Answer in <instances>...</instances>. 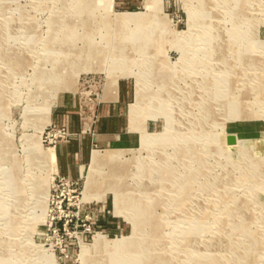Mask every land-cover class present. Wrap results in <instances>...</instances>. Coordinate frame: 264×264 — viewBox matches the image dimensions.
Returning a JSON list of instances; mask_svg holds the SVG:
<instances>
[{"label": "rangeland", "instance_id": "rangeland-1", "mask_svg": "<svg viewBox=\"0 0 264 264\" xmlns=\"http://www.w3.org/2000/svg\"><path fill=\"white\" fill-rule=\"evenodd\" d=\"M115 102L128 141L61 176ZM0 264H264V0H0Z\"/></svg>", "mask_w": 264, "mask_h": 264}, {"label": "crops", "instance_id": "crops-1", "mask_svg": "<svg viewBox=\"0 0 264 264\" xmlns=\"http://www.w3.org/2000/svg\"><path fill=\"white\" fill-rule=\"evenodd\" d=\"M124 106L122 103L104 104L98 112V122L94 127V133L87 135V139H74L73 137L68 142H64L62 146V161L59 173L61 176L79 178L78 168L86 162L85 158L88 153V148L92 147L93 143L105 146L106 148H118L128 141V136L124 132L126 123L124 117ZM51 121L56 126L65 125L70 132L74 133L78 130L77 121L69 115L68 112L54 114ZM74 137H78L75 136ZM89 138V139H88ZM59 152V151H58Z\"/></svg>", "mask_w": 264, "mask_h": 264}, {"label": "bare ground", "instance_id": "bare-ground-1", "mask_svg": "<svg viewBox=\"0 0 264 264\" xmlns=\"http://www.w3.org/2000/svg\"><path fill=\"white\" fill-rule=\"evenodd\" d=\"M108 2H109V0H107ZM134 17L133 16H116V18H114V20H115V22H117V23H133L134 22ZM176 79V78H175ZM250 86V85H249ZM133 113V112H132ZM130 120H131V125L132 124H134V120H133V118H132V116L130 117ZM132 127V126H131ZM132 129H134V127H132ZM168 132V131H167ZM145 138H147V137H145ZM147 139H149V138H147ZM155 140H157V138L155 139ZM155 140H153V141H151V140H146L145 142H146V147H152V146H154L155 145V143H157ZM36 148V147H35ZM34 151H35V153H36V151H38V150H35L34 149V146H33V148H32ZM34 153V152H33ZM39 154H40V152H39ZM46 154V153H45ZM120 154H121V152L119 151V152H111V153H109L108 155H98V154H96V155H98L97 157L95 156V155H92V160H94V162H95V164L93 165V167L90 169V166H89V168H86L85 170H84V174L87 176V181H86V183H85V185H84V190H85V192H86V194H88L87 193V191L88 190H90L91 189V187H90V180H91V178H92V173L94 172V171H96V170H98L101 166H103V165H105V164H114V166H113V169L111 170V171H117L118 172V169H121V165L122 164H120L121 162H123V160H122V157L120 156ZM33 155V154H32ZM44 155V154H43ZM41 156H42V154H41ZM40 156V159H42V157ZM46 158H44L45 160L46 159H48L49 158V160H50V155L49 154H46V156H45ZM117 163V164H116ZM117 165H118V169H117ZM108 174V173H107ZM93 181V180H92ZM97 183V182H96ZM39 185H43L42 187H40V189L42 190L43 188H44V185H45V183H44V181L42 182V180L41 181H38V186ZM127 185V184H126ZM42 194H43V192H42ZM88 195H90V194H88ZM44 196V195H43ZM116 199L117 200H119V201H121L122 199H119V197L117 198L116 197ZM122 202V201H121ZM117 208V207H116ZM124 240V239H123ZM96 241L98 242V241H100V242H103L102 241V238H100V237H97L96 238ZM129 242V241H128ZM127 242V243H128ZM85 252H86V250L85 251H83L82 250V252H81V255H80V257H84L85 258Z\"/></svg>", "mask_w": 264, "mask_h": 264}, {"label": "built area", "instance_id": "built-area-1", "mask_svg": "<svg viewBox=\"0 0 264 264\" xmlns=\"http://www.w3.org/2000/svg\"><path fill=\"white\" fill-rule=\"evenodd\" d=\"M62 132V133H61ZM60 132V130L58 129L57 130V133L59 134V135H61L62 137H61V139H63L65 136H63V135H65V134H67V133H65L64 131H61ZM64 180L65 179H62L61 177L58 179V183H59V186H63V185H65V183H64ZM67 184H71V186H74V184H72V183H68L67 182ZM76 192V188H73V190L71 191V193H75ZM70 206H69V204H63V203H60L59 205H55V210L56 211H54V212H57V213H61V214H65V212H66V210L69 208ZM67 223L68 222H66V223H64V225H63V227H65L66 225H67Z\"/></svg>", "mask_w": 264, "mask_h": 264}, {"label": "water", "instance_id": "water-1", "mask_svg": "<svg viewBox=\"0 0 264 264\" xmlns=\"http://www.w3.org/2000/svg\"><path fill=\"white\" fill-rule=\"evenodd\" d=\"M236 140H237V136L236 135H230L229 134V136H227V138H226V143L229 145V144H234L235 142H236Z\"/></svg>", "mask_w": 264, "mask_h": 264}]
</instances>
